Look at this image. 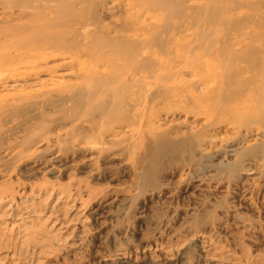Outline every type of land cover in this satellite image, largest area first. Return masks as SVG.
Instances as JSON below:
<instances>
[{
	"label": "rangeland",
	"instance_id": "obj_1",
	"mask_svg": "<svg viewBox=\"0 0 264 264\" xmlns=\"http://www.w3.org/2000/svg\"><path fill=\"white\" fill-rule=\"evenodd\" d=\"M49 88L0 93V264H264L263 108L183 124L156 94L152 130L88 134Z\"/></svg>",
	"mask_w": 264,
	"mask_h": 264
},
{
	"label": "bare ground",
	"instance_id": "obj_2",
	"mask_svg": "<svg viewBox=\"0 0 264 264\" xmlns=\"http://www.w3.org/2000/svg\"><path fill=\"white\" fill-rule=\"evenodd\" d=\"M47 82L50 91L65 87L62 118L88 134L119 121L126 124L109 134L152 130L154 96L165 93V104L180 105L163 119L186 124L208 110L203 122L213 125L236 109L256 117L264 110V0H0V93ZM202 129L188 133L192 149L207 145ZM107 137L96 138L95 151Z\"/></svg>",
	"mask_w": 264,
	"mask_h": 264
}]
</instances>
